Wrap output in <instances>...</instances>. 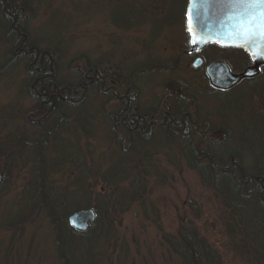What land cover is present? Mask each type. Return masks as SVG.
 <instances>
[{
    "label": "rangeland",
    "instance_id": "obj_1",
    "mask_svg": "<svg viewBox=\"0 0 264 264\" xmlns=\"http://www.w3.org/2000/svg\"><path fill=\"white\" fill-rule=\"evenodd\" d=\"M14 1H25L27 10L17 24L36 38L41 50L66 47L55 71L67 80L90 63L102 71L122 68L139 91L140 107L172 104L186 84L187 94H199L201 105L217 99L200 81L204 69L192 67L198 56L189 54L184 22L188 0ZM6 21L0 16V259L9 264H63L50 218L32 199L39 154L53 168L43 173L48 175L44 192L49 201L63 205L66 216L100 205L92 234L85 241L80 238L83 242L72 251L78 264H183L168 244L183 232L211 248L219 264H264V233L257 230L254 239L252 225L241 228L164 135L153 131L147 144L135 136V148L123 146L129 139L117 113L125 86L118 92L110 83L100 93L84 83L76 96L78 107L69 113L62 108L57 121L40 110L38 89H32L26 65L9 54L16 39H10ZM199 57L207 64L224 61L235 73L249 67L239 50L211 46ZM258 78L264 79V68L252 80ZM252 80L232 90L246 88L243 101L258 107L260 99L252 96L248 84ZM74 85H69L72 90ZM211 137L213 142L222 140L219 132ZM134 149L140 156L132 154ZM143 160L145 167L138 168ZM256 211L245 219L255 222L260 217ZM13 219H18L15 227L6 229ZM241 239L250 244L243 245Z\"/></svg>",
    "mask_w": 264,
    "mask_h": 264
},
{
    "label": "trees",
    "instance_id": "obj_2",
    "mask_svg": "<svg viewBox=\"0 0 264 264\" xmlns=\"http://www.w3.org/2000/svg\"><path fill=\"white\" fill-rule=\"evenodd\" d=\"M0 9H2L1 18L7 20L10 39H16L9 54L12 60L22 59L26 65V70L30 73L31 87L35 91L38 89L37 104L40 110L53 116L57 121L61 117L62 108H66L69 113L78 107L76 96L79 87L81 88V85L83 87L84 83L100 93L102 89L110 87V83L111 88L118 92H121L120 89L125 86V92L118 98L122 108L117 113L129 139L128 144L123 143V146L135 148L139 143V141L135 142V136L147 144L146 140L148 141L153 131L164 135L171 147L180 150L188 167L199 174L203 184L216 193L228 210L233 211H230V217L232 214L236 216L241 228L252 225L253 230L256 231L254 239L259 234L257 230H261V234L264 233V79L258 78L248 82L254 93L251 95L260 99L258 107L243 101L248 95L244 87L239 91H211L204 74H201L200 81L207 87L209 95L217 96V99L206 101L208 104L201 105L198 99L200 95L194 91L187 94L190 87L186 84L187 86L182 85L180 88L183 95L178 94L174 103L167 102L163 107L157 105L140 107L137 102L139 91L132 79L123 76L122 68L102 71L95 64L89 63L81 71L72 74L71 80H67L55 71L56 68L61 67V60L64 59L61 55L67 54L66 47L41 50L36 38L27 32L24 26L17 24L27 10L25 1L16 4L14 0H0ZM241 53L244 55L243 65L249 66L251 64L249 57L244 51ZM228 66L234 71L230 64ZM75 82H77V85H74L76 89L72 90L69 85ZM65 83H68V86ZM115 124L114 126H117ZM132 128H135L136 135L131 132ZM216 132L222 134V140L213 142L211 134ZM132 154L140 156L135 149L132 150ZM39 156L38 154L36 161L42 160V162H34L38 168L39 178L36 182L35 197L32 199L38 200L35 206L46 210L50 218L60 260L63 264H78L79 260L72 255V251L77 244L79 245L92 234L98 221L100 205L89 208L95 211L96 221L88 232L79 233L74 230L68 222L71 215L66 216L63 205L58 201H49L48 195L44 192V181L48 175L44 176L43 173L53 168L51 165H45L44 160ZM140 163L138 168L145 167L144 160ZM74 166L80 168L81 163L76 162ZM81 171L84 174L83 168L79 169V172ZM108 171L112 174L111 168ZM80 180L77 182L79 188L84 184H82L83 179ZM105 183L113 186L110 181ZM130 187L133 185L130 184ZM255 210H257L255 213H258L255 216L260 217L250 223L245 216ZM17 220L13 219L6 223V229L15 227ZM260 221L263 225L258 229ZM249 236L251 237L250 233ZM248 239L247 241L241 239L243 245L250 244ZM168 244L183 264H219L215 252L203 242L198 243L197 238L190 233L183 232L178 238H171ZM262 248L264 250V240ZM0 264H9V262L0 259Z\"/></svg>",
    "mask_w": 264,
    "mask_h": 264
},
{
    "label": "water",
    "instance_id": "obj_3",
    "mask_svg": "<svg viewBox=\"0 0 264 264\" xmlns=\"http://www.w3.org/2000/svg\"><path fill=\"white\" fill-rule=\"evenodd\" d=\"M189 9L193 11L194 35L197 40L205 39L206 43L193 45L189 36L190 53L198 57L193 62L194 69L204 68L205 75L212 89L226 92L235 88L245 80H252L260 76L261 69L264 68V58H253L241 47H222L216 42L219 36H223L228 25L229 14L233 11L234 5L230 0H196L194 6L192 0H189L186 12ZM237 10L238 6H237ZM188 32V31H187ZM189 34V33H188ZM209 46H218L223 49H242L250 58L251 65L240 73L231 70L224 61H214L209 64L204 63L200 56ZM4 179L0 174V185ZM96 221V213L92 209L80 210L69 217V225L79 233L88 232Z\"/></svg>",
    "mask_w": 264,
    "mask_h": 264
},
{
    "label": "snow or ice",
    "instance_id": "obj_4",
    "mask_svg": "<svg viewBox=\"0 0 264 264\" xmlns=\"http://www.w3.org/2000/svg\"><path fill=\"white\" fill-rule=\"evenodd\" d=\"M192 3L195 6L196 0ZM230 3L234 9L229 14L224 35L216 42L222 47L244 48L254 59L264 58V0H230ZM187 31L193 45L207 42L203 38L197 40L194 35L192 9L187 15Z\"/></svg>",
    "mask_w": 264,
    "mask_h": 264
},
{
    "label": "flooded vegetation",
    "instance_id": "obj_5",
    "mask_svg": "<svg viewBox=\"0 0 264 264\" xmlns=\"http://www.w3.org/2000/svg\"><path fill=\"white\" fill-rule=\"evenodd\" d=\"M188 2H189V0H188ZM187 7H188V3H187V5H186V8H185V14H184V22H185V28H186V33H187V38H188V44H189V34H188V32H187V27H186V12H187ZM234 50H239V51H244V50H242V49H234ZM245 52V51H244ZM189 54H191L190 53V45H189ZM245 54L247 55V53L245 52ZM193 55V54H192ZM195 57L197 56V55H194ZM252 64V63H251ZM250 64V65H251ZM249 65V66H250ZM122 116H125V115H122ZM123 120H125V119H123ZM36 122H33L32 123V125H34ZM124 124H125V121H124Z\"/></svg>",
    "mask_w": 264,
    "mask_h": 264
}]
</instances>
